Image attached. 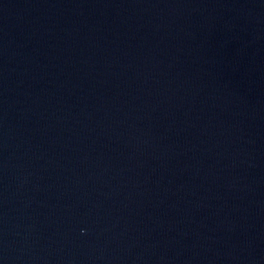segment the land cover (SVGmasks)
I'll return each instance as SVG.
<instances>
[{
  "label": "water",
  "instance_id": "1",
  "mask_svg": "<svg viewBox=\"0 0 264 264\" xmlns=\"http://www.w3.org/2000/svg\"><path fill=\"white\" fill-rule=\"evenodd\" d=\"M0 264H264V0H0Z\"/></svg>",
  "mask_w": 264,
  "mask_h": 264
}]
</instances>
